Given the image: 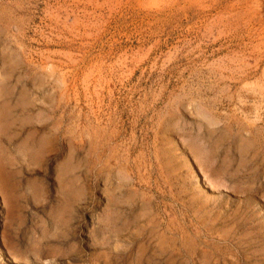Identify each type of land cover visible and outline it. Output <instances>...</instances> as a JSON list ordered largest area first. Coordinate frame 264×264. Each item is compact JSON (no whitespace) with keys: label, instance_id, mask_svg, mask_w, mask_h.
<instances>
[{"label":"rangeland","instance_id":"1","mask_svg":"<svg viewBox=\"0 0 264 264\" xmlns=\"http://www.w3.org/2000/svg\"><path fill=\"white\" fill-rule=\"evenodd\" d=\"M0 264H264V0H0Z\"/></svg>","mask_w":264,"mask_h":264}]
</instances>
